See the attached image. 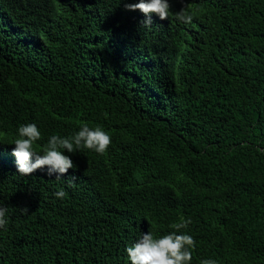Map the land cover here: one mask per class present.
Returning <instances> with one entry per match:
<instances>
[{
	"label": "trees",
	"instance_id": "1",
	"mask_svg": "<svg viewBox=\"0 0 264 264\" xmlns=\"http://www.w3.org/2000/svg\"><path fill=\"white\" fill-rule=\"evenodd\" d=\"M136 2L0 0V264H131L182 218L190 264H264V0H169L150 27ZM29 123L34 150L83 124L111 144L23 176Z\"/></svg>",
	"mask_w": 264,
	"mask_h": 264
},
{
	"label": "clouds",
	"instance_id": "2",
	"mask_svg": "<svg viewBox=\"0 0 264 264\" xmlns=\"http://www.w3.org/2000/svg\"><path fill=\"white\" fill-rule=\"evenodd\" d=\"M125 8L128 11L139 10L143 13L146 17L143 25L150 27L152 14L157 15L160 20H166L169 18L171 5L169 0H139L136 3H126ZM174 15L181 23L190 24L193 21V15L186 6H182ZM18 134L19 138L12 143L15 145L12 155L16 157L18 172L23 176L30 175L45 166L48 167L49 175L52 173L66 174L69 169L74 168V164L72 159L64 154L65 150L68 153H74L83 148L103 155L111 144L110 135L101 127L90 128L87 124H83L80 130L71 137L51 136L41 155L33 147L34 142L41 139V133L35 124L21 125L18 128ZM34 155L35 162H32ZM74 180L75 177H73V182ZM54 195L62 199L66 193L61 189ZM22 211H27V209H22ZM6 215L7 208L0 206V228H5L7 225ZM190 223V219L182 218L179 222L170 225V228L174 229L173 232L160 238H154L151 232L142 234L133 246L126 248L131 264H190L192 249L196 242L191 235L181 231L187 229ZM201 264H216V262L205 259L201 261Z\"/></svg>",
	"mask_w": 264,
	"mask_h": 264
},
{
	"label": "rangeland",
	"instance_id": "3",
	"mask_svg": "<svg viewBox=\"0 0 264 264\" xmlns=\"http://www.w3.org/2000/svg\"><path fill=\"white\" fill-rule=\"evenodd\" d=\"M35 151L38 153V154H43V149L42 148H36Z\"/></svg>",
	"mask_w": 264,
	"mask_h": 264
}]
</instances>
